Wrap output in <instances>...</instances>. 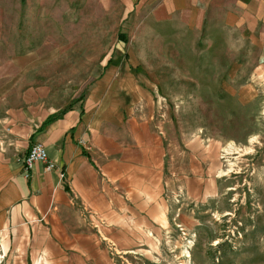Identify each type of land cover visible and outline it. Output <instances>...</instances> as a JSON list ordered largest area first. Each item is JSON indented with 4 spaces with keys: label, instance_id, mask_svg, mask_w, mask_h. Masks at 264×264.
Returning a JSON list of instances; mask_svg holds the SVG:
<instances>
[{
    "label": "rangeland",
    "instance_id": "374dc122",
    "mask_svg": "<svg viewBox=\"0 0 264 264\" xmlns=\"http://www.w3.org/2000/svg\"><path fill=\"white\" fill-rule=\"evenodd\" d=\"M5 97L57 112L93 105L129 152L140 151L135 136L157 140L168 179L149 200L152 221L105 237L98 217L68 216L45 249L0 239V264H264V47L254 38L216 23L189 30L123 0H0Z\"/></svg>",
    "mask_w": 264,
    "mask_h": 264
},
{
    "label": "crops",
    "instance_id": "0c3cea01",
    "mask_svg": "<svg viewBox=\"0 0 264 264\" xmlns=\"http://www.w3.org/2000/svg\"><path fill=\"white\" fill-rule=\"evenodd\" d=\"M123 1L138 15L151 13L195 31L216 23L264 47V0ZM1 100L0 239H9V247L45 249L57 236L55 231H64L63 223L73 215L77 222L85 214L103 220L105 237L122 234L124 222L153 220L149 200H158L168 179L157 140L149 144L135 136L133 146L140 151L129 152L127 138L107 136L110 128L99 125L96 109L86 103L83 108L72 107L39 131L56 109L30 102L15 108L6 103L7 97ZM140 125L142 130H135L136 135L145 133ZM34 142L45 145L57 168L49 169L38 161L25 169L23 159ZM157 203L159 208L161 203Z\"/></svg>",
    "mask_w": 264,
    "mask_h": 264
},
{
    "label": "built area",
    "instance_id": "2783aa9c",
    "mask_svg": "<svg viewBox=\"0 0 264 264\" xmlns=\"http://www.w3.org/2000/svg\"><path fill=\"white\" fill-rule=\"evenodd\" d=\"M38 161L45 162L49 169L57 168L56 164L50 160L45 145L41 142H34L23 159L25 169H30ZM60 175L63 178L65 177L64 170H60Z\"/></svg>",
    "mask_w": 264,
    "mask_h": 264
},
{
    "label": "trees",
    "instance_id": "16d2710c",
    "mask_svg": "<svg viewBox=\"0 0 264 264\" xmlns=\"http://www.w3.org/2000/svg\"><path fill=\"white\" fill-rule=\"evenodd\" d=\"M66 112V110H63L61 112H55L50 114L42 123V125L39 128V131L44 130L49 124H51L53 121L57 120L58 118H60L64 113ZM85 154L89 155L88 152L86 150L83 151Z\"/></svg>",
    "mask_w": 264,
    "mask_h": 264
},
{
    "label": "bare ground",
    "instance_id": "6f19581e",
    "mask_svg": "<svg viewBox=\"0 0 264 264\" xmlns=\"http://www.w3.org/2000/svg\"><path fill=\"white\" fill-rule=\"evenodd\" d=\"M237 151V150H236ZM248 151V150H247ZM230 152V151H229ZM238 153V152H237Z\"/></svg>",
    "mask_w": 264,
    "mask_h": 264
}]
</instances>
